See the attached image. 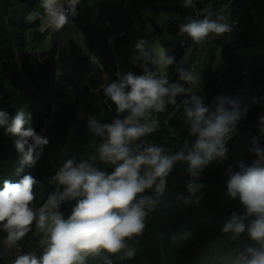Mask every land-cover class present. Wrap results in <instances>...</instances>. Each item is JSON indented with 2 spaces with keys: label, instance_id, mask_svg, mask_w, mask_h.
Here are the masks:
<instances>
[{
  "label": "trees",
  "instance_id": "16d2710c",
  "mask_svg": "<svg viewBox=\"0 0 264 264\" xmlns=\"http://www.w3.org/2000/svg\"><path fill=\"white\" fill-rule=\"evenodd\" d=\"M155 5L170 14L167 25L172 39L165 49L172 60V86L181 91L164 96L168 103L162 110H147L156 121L153 131L128 146L133 154L149 146L161 147L180 159L173 162L159 193L154 186L138 196L151 200L144 207L143 233L125 240L127 248L120 252L102 250L85 257L84 264H246L248 249L260 247L250 236L257 216L248 213L239 193L229 194L227 183L253 163L264 166V0H82L76 26L89 55L71 41L68 73L57 47L35 53L48 38L42 31L49 16L45 0H0V110L10 117L25 111L30 116L25 127L48 140L35 149L34 164H23V154L15 148L20 137L0 128V190L4 180L16 183L30 174L37 181L30 206L40 209L53 195L59 200L65 186L55 177L69 160L74 166L86 162L109 174L114 170L116 165L100 156L108 133L97 132L96 125L123 122L130 113L118 112L104 88L128 74L162 79L155 57L142 41L145 12ZM225 6L235 39L221 44L223 67L205 72V98H201L193 95L190 81L184 79L196 69L183 58L195 41L181 33V26L212 20ZM87 79L89 85L83 86ZM71 87L79 91L69 101ZM215 100L235 118L218 142L205 139L215 151L193 169L189 156L197 154L201 137L192 133L194 120L188 112L197 102L209 108ZM32 143L29 139L25 151ZM199 155L203 160V151ZM77 200L65 199L55 210L67 219ZM228 224L232 227L225 231ZM237 226L243 230L237 232ZM7 237L0 226V264H9ZM127 251L133 252L131 258Z\"/></svg>",
  "mask_w": 264,
  "mask_h": 264
},
{
  "label": "clouds",
  "instance_id": "9594fccd",
  "mask_svg": "<svg viewBox=\"0 0 264 264\" xmlns=\"http://www.w3.org/2000/svg\"><path fill=\"white\" fill-rule=\"evenodd\" d=\"M62 1L65 0L57 2ZM54 2L55 0H45V7L53 8ZM51 15L57 28H62L67 23V16L63 11L52 9ZM230 31L228 25L209 19L191 21L181 26V33H187L197 43L203 41L209 33L219 36ZM136 47L140 48L141 45L137 44ZM158 55V63H172L170 58H164L163 50ZM184 79L194 81L195 78L186 74ZM166 84V79H156L151 75L128 74L123 81L111 83L104 88V95L111 99L118 112L130 113L123 122L116 120L111 125H96L97 132L102 134L106 130L108 133L107 142L101 145L100 156L116 165L110 174L97 170L86 162L74 166L69 160L55 177L65 186L59 200L53 195L38 213L30 207L35 199L33 189L37 183L32 175L25 174L16 183L4 180L3 189L0 190V224L8 232V242L12 244L24 237L34 221L38 229L49 234L47 247L38 257L29 253L20 241L19 247H22L23 255L18 256L14 264H84L85 257L99 254L102 250L110 254L120 252L127 248L125 240L143 233L147 215L144 207L146 204L150 205L151 200L146 195L139 199L138 196L154 185L159 193L173 162L180 157L163 155V149L155 146L133 154L128 145L153 131L152 127L134 123L136 118L144 116L151 108L162 110V98L170 91L173 95L181 91L177 85L168 88L165 87ZM207 111V108L197 102L195 110L188 112L189 117L194 120L193 131H199L201 137L196 144L197 154L189 156L193 169L211 159L215 151V145L205 143V139L218 142L219 137L227 131L226 126L235 118L222 110L214 117L205 118ZM29 120L30 116L26 117L23 110L11 117L8 112L0 110V128L9 135L20 137L15 141V148L23 154L22 163L31 165L36 162L33 156L35 149L48 144V140L37 135L32 127H25ZM92 123L96 124L95 121ZM29 139L33 143L25 151ZM200 151L204 153L203 160L199 155ZM220 155H223L222 151ZM227 187L232 197L239 193L249 214L257 216L252 221L250 236L259 242L260 247L248 249L250 259L246 264H264V166L259 162L253 163L242 172L233 174ZM189 188H192L191 182ZM77 197L80 199L77 200ZM69 198L77 202L65 219L55 209L59 208L61 201ZM231 227L228 224L224 230ZM242 230V226H237V232ZM6 240L7 238L5 243ZM23 250L28 254L24 255ZM126 255L131 258L133 252L127 251Z\"/></svg>",
  "mask_w": 264,
  "mask_h": 264
},
{
  "label": "rangeland",
  "instance_id": "374dc122",
  "mask_svg": "<svg viewBox=\"0 0 264 264\" xmlns=\"http://www.w3.org/2000/svg\"><path fill=\"white\" fill-rule=\"evenodd\" d=\"M57 1H61V0H55L53 5ZM95 1L97 2L98 0ZM51 12H52V8L49 9L48 19L42 27V31L48 33V38L37 48L35 53L38 55H41L43 53H49L54 47H57L61 53L62 64H63L62 68L64 69L65 72L68 73L69 71H71L70 61H69L70 42L75 41L84 50L86 54L89 55V52L87 51L84 43V36L82 32L77 28L76 24H71L69 26L64 25L62 28H57L55 23L52 21ZM169 17L170 14L165 11L163 6L160 7L159 5H155L147 9L144 16L145 23L143 25V36H142V41L145 47H147L155 57V63L162 75V79L167 80V84L165 85V87L168 88H170V86L172 87V81H171L172 73L170 72V65L158 63L159 60L158 53L160 50H163L164 58L168 59L167 52L165 49L166 48L165 43L168 42L170 39H172L169 26L167 25ZM211 21H216L218 23L226 24L229 26L231 31L219 36H217L215 33H209V35L205 37L204 40L201 41L200 43L195 42L189 53H186L183 57L186 63L192 61L193 64L196 66V69L192 74V76L195 79L194 81H190V87L193 95L199 96L201 98H205V91H204L205 72L207 70H216V69L218 70L223 67V61L221 59V49H222L221 44L231 43L235 39L234 26L230 18V12L228 6H225L222 10L217 12ZM84 85L87 86L89 85V79L84 81L83 86ZM68 91H69V101H72L76 98L79 90L71 87V89L69 88ZM162 99L164 102L163 107H165L166 104L168 103V100L165 97H163ZM221 107L222 106L220 105V103L217 100H215L214 103L209 108H207L208 111L205 114V118L214 117L215 115L219 114ZM201 127H203V124H201ZM192 133L196 135L199 134V131H193V125H192ZM131 143H134V140L131 141ZM162 154L169 156L167 150L164 149ZM154 186L151 189H147V191L152 190ZM78 199H80V197H78ZM30 207L33 209V211L37 213L39 212V209L34 208L32 206ZM0 226L4 228L3 224H0ZM35 229L38 230V228ZM22 238L17 240L19 246H20V241L22 244V240H23ZM10 252L11 254L15 253L14 251H10ZM19 253L21 252L19 251Z\"/></svg>",
  "mask_w": 264,
  "mask_h": 264
},
{
  "label": "crops",
  "instance_id": "0c3cea01",
  "mask_svg": "<svg viewBox=\"0 0 264 264\" xmlns=\"http://www.w3.org/2000/svg\"><path fill=\"white\" fill-rule=\"evenodd\" d=\"M37 228L36 226V221L33 222V224L30 226V231L22 238V244L25 245V249L28 250L29 253L35 254L36 257H38V254L45 251L47 247V239H48V233L46 231H42L40 229H35ZM39 244V246H38ZM6 245L8 247V251H14V254H11L10 252V260L9 264H14V261L18 258V256L23 255L21 247H19L18 242L16 241L15 243H12L8 245V238L6 240ZM38 246V249H36ZM19 248V249H18ZM37 250L39 252H37ZM19 251L21 253H19ZM14 256V257H13ZM16 257V258H15Z\"/></svg>",
  "mask_w": 264,
  "mask_h": 264
},
{
  "label": "built area",
  "instance_id": "2783aa9c",
  "mask_svg": "<svg viewBox=\"0 0 264 264\" xmlns=\"http://www.w3.org/2000/svg\"><path fill=\"white\" fill-rule=\"evenodd\" d=\"M80 1L81 0H65L62 2H56L53 5L52 9L63 11V13L67 16V23H65L64 25H71L76 22V20L80 15V11L78 9V4ZM134 123L139 125H147L152 128H154V126L156 125V121L154 117L151 114H147V113H145V115L140 118H136Z\"/></svg>",
  "mask_w": 264,
  "mask_h": 264
}]
</instances>
